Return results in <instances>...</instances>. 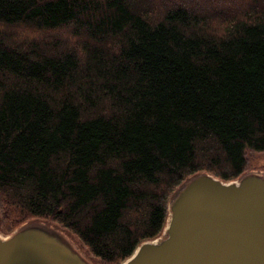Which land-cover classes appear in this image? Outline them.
<instances>
[{
	"label": "trees",
	"instance_id": "obj_1",
	"mask_svg": "<svg viewBox=\"0 0 264 264\" xmlns=\"http://www.w3.org/2000/svg\"><path fill=\"white\" fill-rule=\"evenodd\" d=\"M216 1L0 0L1 230L52 222L120 264L183 182L245 174L264 0Z\"/></svg>",
	"mask_w": 264,
	"mask_h": 264
},
{
	"label": "water",
	"instance_id": "obj_2",
	"mask_svg": "<svg viewBox=\"0 0 264 264\" xmlns=\"http://www.w3.org/2000/svg\"><path fill=\"white\" fill-rule=\"evenodd\" d=\"M0 264H92L42 223L0 236ZM120 264H264V175L224 181L198 173L168 202L163 234Z\"/></svg>",
	"mask_w": 264,
	"mask_h": 264
},
{
	"label": "rangeland",
	"instance_id": "obj_3",
	"mask_svg": "<svg viewBox=\"0 0 264 264\" xmlns=\"http://www.w3.org/2000/svg\"><path fill=\"white\" fill-rule=\"evenodd\" d=\"M190 1H194L195 3L199 4V6L206 5L207 8L213 7V5L218 4V2L216 0L213 1H208V4H204L203 1H207V0H190ZM216 8H219L218 5H216ZM246 156L248 159V163H249V169L245 172V174L247 173H259L264 175V151L262 152H256V151H252V150H248L246 152ZM179 187V186H178ZM172 197V196H171ZM171 197L169 198L168 202L171 200ZM31 223H42L45 226H47L48 228L52 229L53 231L56 230L58 232L61 233L62 236H64L71 244L73 247H75L78 251H80L87 259H89V261L92 264H100V262L98 260H96L84 247V245L80 242L79 239H77L75 236L73 235H69L66 231L62 230L61 228H59L57 225H55L52 222H46V221H37V222H30V223H25V224H31ZM19 225L17 227H15L14 229L8 231V232H4L3 230L0 229V236L1 237H7L8 235H10L12 232H14L15 230L21 228L23 225ZM163 234V233H162ZM161 234V235H162Z\"/></svg>",
	"mask_w": 264,
	"mask_h": 264
}]
</instances>
